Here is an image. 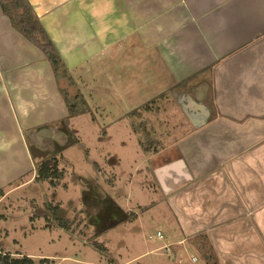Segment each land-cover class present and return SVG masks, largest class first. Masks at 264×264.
Wrapping results in <instances>:
<instances>
[{
    "label": "crops",
    "instance_id": "0c3cea01",
    "mask_svg": "<svg viewBox=\"0 0 264 264\" xmlns=\"http://www.w3.org/2000/svg\"><path fill=\"white\" fill-rule=\"evenodd\" d=\"M29 2L84 100L104 80L94 95L157 136L175 234L206 237L219 264H264V0ZM5 108L15 133L69 114L50 63L0 7V143Z\"/></svg>",
    "mask_w": 264,
    "mask_h": 264
},
{
    "label": "rangeland",
    "instance_id": "374dc122",
    "mask_svg": "<svg viewBox=\"0 0 264 264\" xmlns=\"http://www.w3.org/2000/svg\"><path fill=\"white\" fill-rule=\"evenodd\" d=\"M103 82L98 84L100 92L92 84L83 91L95 121L93 114H85L43 129L20 127L21 132L15 133L13 119L19 127V117L5 108L6 137L0 143L4 146L0 171L5 173L0 176L7 179L20 166L30 169L8 185L0 183L6 191L0 201V250L36 262L49 258L52 264H216L214 258L219 264L210 245L205 252L213 259L208 262L198 249L201 240L195 245L192 236L175 234L167 191L156 179V169L167 160L155 157L160 150L157 136L151 141L144 128L132 129L130 119L122 118L119 102L98 99L95 93L106 94ZM60 86L70 97L80 92L75 81L69 84L63 79ZM69 133L78 144L70 145ZM53 156L64 170L56 188L36 181L34 164ZM133 214L138 218L126 221ZM59 220L68 222L69 232ZM96 246L108 251L105 254Z\"/></svg>",
    "mask_w": 264,
    "mask_h": 264
},
{
    "label": "trees",
    "instance_id": "16d2710c",
    "mask_svg": "<svg viewBox=\"0 0 264 264\" xmlns=\"http://www.w3.org/2000/svg\"><path fill=\"white\" fill-rule=\"evenodd\" d=\"M0 7L2 13L8 18L12 28L27 39L31 44H33L37 49H39L46 60L50 63L53 74L62 95L66 106L68 108L69 116L68 118H74L77 116L92 114L91 109L88 103L84 98L78 94L74 97H70L68 92L61 88V80H67L69 84H73V79L70 75V72L66 68L58 50L56 49L54 43L50 39L47 31L45 30L43 24L40 21V18L36 15L34 8L32 7L29 0H1ZM62 123V122H60ZM46 127H49L45 125ZM42 127L46 128V127ZM53 126V124H50ZM40 130V128L38 129ZM68 138L70 145L78 144L79 140L74 134L69 133ZM35 171L38 174L36 179L37 182H48L53 188H56L64 178V170L60 169V161L57 157L53 156L41 162L35 163ZM5 189H0V201L5 197ZM49 210H58L59 207L53 208L48 206ZM137 214H133L130 220L133 221L137 219ZM59 226L65 231H70V225L65 220H59ZM201 244L198 247L199 251L202 252L208 262L211 261L210 258L205 252L206 247L209 245L206 237L201 239ZM96 250L104 252L108 251L102 246H96ZM215 263L217 264L216 259L214 258ZM53 260L49 258L41 259L39 262H36L34 258L29 256L14 257L9 253H5L0 250V264H52ZM111 263H115V260H111Z\"/></svg>",
    "mask_w": 264,
    "mask_h": 264
},
{
    "label": "built area",
    "instance_id": "2783aa9c",
    "mask_svg": "<svg viewBox=\"0 0 264 264\" xmlns=\"http://www.w3.org/2000/svg\"><path fill=\"white\" fill-rule=\"evenodd\" d=\"M157 236L159 237V239H163V235L160 232L157 234ZM194 261H196V259H194Z\"/></svg>",
    "mask_w": 264,
    "mask_h": 264
},
{
    "label": "flooded vegetation",
    "instance_id": "af4514ba",
    "mask_svg": "<svg viewBox=\"0 0 264 264\" xmlns=\"http://www.w3.org/2000/svg\"><path fill=\"white\" fill-rule=\"evenodd\" d=\"M111 220H112V219H111ZM111 220H110V221H111Z\"/></svg>",
    "mask_w": 264,
    "mask_h": 264
}]
</instances>
